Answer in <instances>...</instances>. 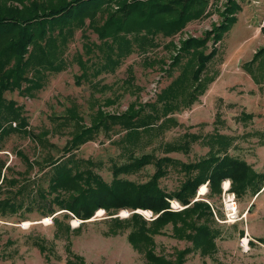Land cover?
<instances>
[{
  "label": "rangeland",
  "instance_id": "obj_1",
  "mask_svg": "<svg viewBox=\"0 0 264 264\" xmlns=\"http://www.w3.org/2000/svg\"><path fill=\"white\" fill-rule=\"evenodd\" d=\"M228 1L212 0L205 17L187 22L183 30L174 35L130 34L132 38H137L132 50L128 46L125 51L117 52L116 46H112L108 54L120 56L119 63L112 71L101 70L97 75L96 70L104 62L102 53L97 49L101 40L91 27L90 18L85 17L81 25L74 24L70 28L66 46H60L59 56L64 62L61 71L45 72L44 85L33 94H22L18 90L4 94L7 100H14L21 108L28 121L26 129L31 134L13 133L5 138L0 151V161L5 164L2 175L7 177V181L17 180L13 186L4 182L0 196L22 200L24 205L10 218H0V264H66L64 247L68 242L72 251L87 264H149L129 245V229L116 236L109 235V217L102 209L86 223L74 216L66 218L64 213H60L63 211L58 210L54 216L62 225L69 223L71 227L72 231L66 234L57 228L50 216L42 215L36 203L28 201L38 198L41 190L47 192L51 170L48 164L52 158L65 154V144L76 132L74 121L67 117L69 109L73 108L82 118V123L89 125L99 110L120 114L154 102L156 94L168 86L184 67L186 58L182 59L181 65L169 69L181 41L188 37H203L213 26L221 23ZM256 1L237 0L241 12L222 33L216 56L203 73V76L213 77L214 81L198 97V101L181 106L180 110L168 115L175 119L174 124L161 134L143 135L140 145L132 153L124 151L119 141L125 130L116 125L108 133L99 131L92 140L73 150L71 158L75 161L92 160L93 171L110 182L112 166L127 161L132 154L137 157L153 153L157 157L168 156L183 163L198 161L209 150L202 139L218 133L230 138L229 155L247 161L256 172L263 171L264 78H260V73L264 65L260 62H264V55H259L255 61L254 57L257 50L264 46V18L259 22L256 18L260 13L253 9ZM105 16L97 13V23L102 24ZM259 29L261 32L258 33ZM86 45L91 46L90 51L85 49ZM211 46L210 39L207 51ZM80 61L86 64L82 67ZM249 69L260 83L253 81ZM186 133L194 134L200 140L190 141L187 151H163L164 143H181ZM23 157L31 162L32 167L26 164ZM80 166L82 169L86 167L84 164ZM167 172L159 179V186L173 192L180 187L186 174L175 165L169 166ZM153 173L154 167L146 165L138 172L120 177L144 183ZM225 182L229 185L227 192L223 188L226 189ZM208 190L206 184L199 187L195 200H204L211 207L215 221L212 225L220 230L215 240L217 250L205 258L198 251H191L184 264H264V242H260L264 239V185L258 196L252 195L249 190L237 196L231 190L229 180L222 181L221 190L211 196ZM228 196H234L238 214L231 222L227 219ZM172 202V211L183 208L177 201V207ZM135 211L152 219L149 210V213ZM132 212L122 209L116 215L126 219ZM164 230L165 233L154 236L158 255L172 259L176 250L190 246L186 241L171 236L170 224ZM56 233H59L58 237ZM34 239L43 241L48 249L42 253L33 244Z\"/></svg>",
  "mask_w": 264,
  "mask_h": 264
},
{
  "label": "trees",
  "instance_id": "obj_2",
  "mask_svg": "<svg viewBox=\"0 0 264 264\" xmlns=\"http://www.w3.org/2000/svg\"><path fill=\"white\" fill-rule=\"evenodd\" d=\"M211 1L0 0V151L3 150L5 138L13 133L31 134L26 129L28 121L21 108L14 100H7L4 94L15 90L33 94L44 85L45 72L61 71L64 62L59 56L60 46H66L70 28L74 24L81 25L83 19L88 17L91 27L98 33L101 42L97 49L102 53L104 62L96 70L97 75L101 70L112 71L119 63L120 56L108 54L112 46H116L117 52L125 51L128 46L132 50L137 38H132L130 34L144 32L169 36L179 33L187 22L205 17ZM224 10L222 22L213 26L203 37H188L181 41L169 69L181 65L182 59L186 58L184 67L168 86L156 94L154 102L144 103L138 109L131 108L120 114L99 110L89 125L82 123V118L77 116L73 108L69 109L67 117L74 121L76 132L65 144V154L56 159L52 158L48 164L51 170L47 192L41 190L38 198L28 201L31 204L36 203L42 215L50 216L60 231L69 234L72 230L69 223L62 225L54 216L58 210H62L60 213H64L66 218L74 216L86 223L98 210L103 209L105 216L109 217V235L116 236L129 229V245L146 262L184 264L191 251H198L205 258L217 250L215 240L219 237L220 230L212 225L215 221L210 205L204 200H195L199 187L208 185V194L211 196L221 190L222 181L229 180L231 190L237 196L248 190L257 196L261 192L264 170L256 172L247 161L229 155L227 150L231 145L230 138L218 133L202 139L209 146V150L198 161L183 163L168 156L157 157L153 153H143L137 157L132 154L127 161L112 166L110 182H106L93 171L92 160L75 161L71 158L73 150L92 140L99 131L108 133L116 125L125 130V135L119 141L124 151L132 153L140 145L143 135L155 132L161 134L175 123V119L168 115L180 110L181 106L186 107L198 101V97L214 81L211 76H203L205 68L216 56L222 33L240 12L239 6L233 0L228 1ZM99 12L106 15L102 18V24L97 23ZM108 39L111 41L108 42ZM210 39L212 46L207 51ZM90 48L89 45L85 46L87 51ZM259 55H264V46L257 50L254 61ZM84 64V61H80V66L83 67ZM260 64L264 65V62ZM262 71L260 78H264V70ZM250 75L254 82L260 83L251 70ZM182 138L181 143H164L163 151H187L190 141L200 140L198 136L190 133L184 134ZM23 160L32 167L26 157ZM80 164L86 167L82 169ZM4 165L0 161V190L4 182L12 186L17 183V180L7 181V177L2 175ZM146 165H152L154 173L144 183L120 177L138 172ZM173 165L178 166L186 175L177 190L167 192L159 186V179L166 176L169 166ZM15 191L20 192L17 189ZM175 201L183 208L172 211L171 202L173 206L179 205ZM23 206L22 200L0 196V218H10L9 216ZM122 209L133 212L123 219L116 215ZM135 210L145 213H149L147 210L151 211L152 219H147ZM114 215L116 217H112ZM168 224L171 225L173 238L190 244L176 250L172 259L155 252L154 236L165 233L164 228ZM55 235L58 237L59 233ZM260 242L263 243L264 239ZM33 244L42 253L48 249L39 239H34ZM64 248L66 264H87L80 255L72 251L69 242ZM45 255L48 260V255Z\"/></svg>",
  "mask_w": 264,
  "mask_h": 264
},
{
  "label": "built area",
  "instance_id": "obj_3",
  "mask_svg": "<svg viewBox=\"0 0 264 264\" xmlns=\"http://www.w3.org/2000/svg\"><path fill=\"white\" fill-rule=\"evenodd\" d=\"M228 189H229V187L225 191L226 192L229 191ZM227 199H228V201L226 203V207H227V210H228L227 219L229 220V222H231L233 219L238 217V214H237V211H236L237 207H236V202H235L234 196H232V197L228 196Z\"/></svg>",
  "mask_w": 264,
  "mask_h": 264
},
{
  "label": "crops",
  "instance_id": "obj_4",
  "mask_svg": "<svg viewBox=\"0 0 264 264\" xmlns=\"http://www.w3.org/2000/svg\"><path fill=\"white\" fill-rule=\"evenodd\" d=\"M233 1H234V3H236L239 6L240 12H241L240 4L237 2V0H233ZM256 2H257L256 6L253 9H255L254 11L259 10V12H260V13H257L258 15L256 16V18H258L257 20L259 22L262 18H264V0H258ZM263 24H264V20H263ZM259 32H261V29L258 30V33Z\"/></svg>",
  "mask_w": 264,
  "mask_h": 264
},
{
  "label": "bare ground",
  "instance_id": "obj_5",
  "mask_svg": "<svg viewBox=\"0 0 264 264\" xmlns=\"http://www.w3.org/2000/svg\"><path fill=\"white\" fill-rule=\"evenodd\" d=\"M223 185H226V186H227L226 189H225V187L223 186L224 190H227V188L229 187L228 182H225Z\"/></svg>",
  "mask_w": 264,
  "mask_h": 264
},
{
  "label": "water",
  "instance_id": "obj_6",
  "mask_svg": "<svg viewBox=\"0 0 264 264\" xmlns=\"http://www.w3.org/2000/svg\"><path fill=\"white\" fill-rule=\"evenodd\" d=\"M103 210V209H102ZM103 212H104V210H103Z\"/></svg>",
  "mask_w": 264,
  "mask_h": 264
}]
</instances>
